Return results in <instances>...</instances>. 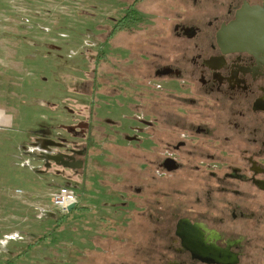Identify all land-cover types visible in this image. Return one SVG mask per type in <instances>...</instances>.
I'll return each mask as SVG.
<instances>
[{"label": "flooded vegetation", "instance_id": "af4514ba", "mask_svg": "<svg viewBox=\"0 0 264 264\" xmlns=\"http://www.w3.org/2000/svg\"><path fill=\"white\" fill-rule=\"evenodd\" d=\"M189 1L163 54L150 43L139 63L128 44L127 59L102 51L85 94L116 131L87 125L82 149L49 153L90 182L83 214L99 197L102 264H264V0Z\"/></svg>", "mask_w": 264, "mask_h": 264}, {"label": "rangeland", "instance_id": "374dc122", "mask_svg": "<svg viewBox=\"0 0 264 264\" xmlns=\"http://www.w3.org/2000/svg\"><path fill=\"white\" fill-rule=\"evenodd\" d=\"M134 1L0 0V264H10L40 238H45L41 247L15 264H67L69 253L78 264H102L105 242L92 230L102 211L99 197L92 195L90 216L77 207L71 215L45 211L51 191L68 187L86 197L91 190L81 189V183L90 182L83 170L47 168L34 144L46 133L66 149H82L87 125L116 131L101 121L113 116L104 112L100 96L92 103L85 94V84L100 77L102 51L116 61L127 59L131 53L121 47L128 44L139 63L143 52L137 51L150 43L149 51L163 54L176 40L175 21L190 9L189 0H144L135 6L139 21L114 33ZM98 132L92 129L96 140ZM95 155L103 158L101 152ZM92 177L100 183L98 167Z\"/></svg>", "mask_w": 264, "mask_h": 264}, {"label": "built area", "instance_id": "2783aa9c", "mask_svg": "<svg viewBox=\"0 0 264 264\" xmlns=\"http://www.w3.org/2000/svg\"><path fill=\"white\" fill-rule=\"evenodd\" d=\"M50 206L45 205L44 210L50 211L48 208L58 210L62 214L69 213L68 208L71 205H78L79 198L76 192L68 187H60L49 193Z\"/></svg>", "mask_w": 264, "mask_h": 264}, {"label": "water", "instance_id": "95a60500", "mask_svg": "<svg viewBox=\"0 0 264 264\" xmlns=\"http://www.w3.org/2000/svg\"><path fill=\"white\" fill-rule=\"evenodd\" d=\"M244 14L241 13L240 16H239V20L237 23L233 24L232 26H229L227 27V29H233V28H239L241 22H242V25H243V21L245 20V17L243 16ZM42 142H45V144L41 145L40 146V150L42 152H44L43 154V159L46 161V162H55L56 164L60 165L62 162H64L65 160V155L62 154V153H59V154H56V155H51L49 153H52V147H62L63 145L61 143H57L56 141L54 140H51V139H43L41 140ZM64 164V165H63ZM62 165L65 167H68V163H62ZM71 166V165H69ZM72 167V166H71ZM80 168V165L79 167ZM76 208V205H71L69 208H68V211L71 212L73 211L74 209Z\"/></svg>", "mask_w": 264, "mask_h": 264}, {"label": "trees", "instance_id": "16d2710c", "mask_svg": "<svg viewBox=\"0 0 264 264\" xmlns=\"http://www.w3.org/2000/svg\"><path fill=\"white\" fill-rule=\"evenodd\" d=\"M142 1H144V0H135L134 1V4L129 8V10H128V14L122 19V21H120L117 25H116V27L113 29V32L114 33H116V32H118V31H120V30H122V29H124L125 27H129V28H132V25H134V23L136 22V21H139V11L138 10H136V8H135V6L137 5V3H139V2H142ZM130 9H131V11L132 10H135V12H137V16L135 17L131 12H130ZM121 25H123V27L124 28H120L121 27ZM133 33V32H132ZM61 223H58V225H57V228L56 229H58V228H60L61 227ZM44 239L45 238H40V239H38L36 242H34L32 245H30V246H28V248L24 251V253H22V254H20V255H18V256H16L15 258H14V260L13 261H10L9 263L11 264H15L16 263V261H18L19 259H21V258H23V257H25V255H27L28 253H30V252H32L33 250H36L35 248H39V247H41L40 245V241H44ZM47 239V238H46ZM40 244V245H39ZM37 248V249H38Z\"/></svg>", "mask_w": 264, "mask_h": 264}, {"label": "crops", "instance_id": "0c3cea01", "mask_svg": "<svg viewBox=\"0 0 264 264\" xmlns=\"http://www.w3.org/2000/svg\"><path fill=\"white\" fill-rule=\"evenodd\" d=\"M83 183H81V185H82ZM82 189V188H81ZM75 190V189H74ZM75 192H76V194L79 196V194L77 193L78 191L77 190H75ZM82 195V194H81ZM83 197H80L79 198V204L76 206L78 209H79V214L81 215V214H83L84 212H85V210H84V207L87 205V203H86V197H85V195H82ZM72 214V211L71 212H69L68 213V215H71ZM78 213H76L75 215H77ZM67 216V215H66Z\"/></svg>", "mask_w": 264, "mask_h": 264}]
</instances>
